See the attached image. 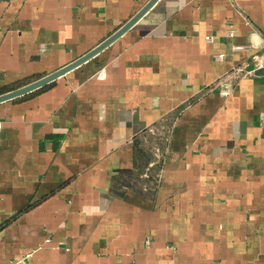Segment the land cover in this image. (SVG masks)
<instances>
[{"label": "crops", "instance_id": "crops-1", "mask_svg": "<svg viewBox=\"0 0 264 264\" xmlns=\"http://www.w3.org/2000/svg\"><path fill=\"white\" fill-rule=\"evenodd\" d=\"M147 1L0 0V93ZM262 45L264 0H157L1 101L0 264H264V72L232 74ZM164 120L155 185L128 186L133 140Z\"/></svg>", "mask_w": 264, "mask_h": 264}, {"label": "trees", "instance_id": "trees-1", "mask_svg": "<svg viewBox=\"0 0 264 264\" xmlns=\"http://www.w3.org/2000/svg\"><path fill=\"white\" fill-rule=\"evenodd\" d=\"M169 128L170 121L164 120L159 123L158 128L154 130L152 128L145 129L142 136L135 137L133 140L134 166L120 171L130 177L131 180H129L128 186L143 191L142 187L155 185L157 177L152 174V170H156L158 165L155 163V165L148 166V162L153 156L155 148L163 153L167 144Z\"/></svg>", "mask_w": 264, "mask_h": 264}, {"label": "water", "instance_id": "water-1", "mask_svg": "<svg viewBox=\"0 0 264 264\" xmlns=\"http://www.w3.org/2000/svg\"><path fill=\"white\" fill-rule=\"evenodd\" d=\"M157 0H148L134 15H132L127 21H125L121 26H119L116 30H114L110 35H108L105 39L100 41V43L96 44L94 47H92L87 52L83 53L76 59L72 60L71 62L67 63L66 65L49 72L37 79H34L22 86H19L17 88L11 89L6 92L0 93V102L5 101L7 99L14 98L16 96L28 93L32 90L38 89L49 82L56 79L58 76L66 73L68 70L76 67L77 65L83 63L87 59L94 56L96 53H98L100 50H102L104 47H106L108 44H110L112 41H114L117 37H119L121 34H123L127 29H129L139 18H141L147 10L156 2ZM255 73H261L264 72V68L256 69L254 71Z\"/></svg>", "mask_w": 264, "mask_h": 264}, {"label": "built area", "instance_id": "built-area-1", "mask_svg": "<svg viewBox=\"0 0 264 264\" xmlns=\"http://www.w3.org/2000/svg\"><path fill=\"white\" fill-rule=\"evenodd\" d=\"M230 36L233 35V31H228ZM240 45H235L234 48H241ZM264 68V45L258 50H255L251 53L249 67L244 69L243 67H235L232 74L234 75H243V74H250L253 73L256 69ZM4 121L0 118V129L3 126ZM21 260H16L12 264H19Z\"/></svg>", "mask_w": 264, "mask_h": 264}]
</instances>
